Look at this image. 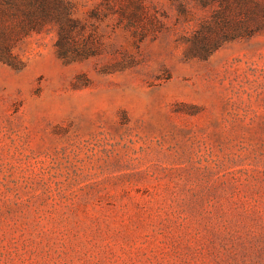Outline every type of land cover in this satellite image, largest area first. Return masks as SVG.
Listing matches in <instances>:
<instances>
[{
  "label": "rangeland",
  "instance_id": "374dc122",
  "mask_svg": "<svg viewBox=\"0 0 264 264\" xmlns=\"http://www.w3.org/2000/svg\"><path fill=\"white\" fill-rule=\"evenodd\" d=\"M73 2L90 56L0 62V264H264V29L199 58L221 0Z\"/></svg>",
  "mask_w": 264,
  "mask_h": 264
},
{
  "label": "trees",
  "instance_id": "16d2710c",
  "mask_svg": "<svg viewBox=\"0 0 264 264\" xmlns=\"http://www.w3.org/2000/svg\"><path fill=\"white\" fill-rule=\"evenodd\" d=\"M178 2L181 0H173ZM211 4L218 0H198ZM224 20L209 28L211 35L201 34L191 39L188 54L206 58L222 41L249 36L264 29V5L259 0H221ZM73 0H0V62L17 67L20 62L15 49L32 33L57 32L58 50L66 60L82 59L93 53L91 46H80L76 32L84 31L86 24L76 17ZM219 26V29H218Z\"/></svg>",
  "mask_w": 264,
  "mask_h": 264
}]
</instances>
